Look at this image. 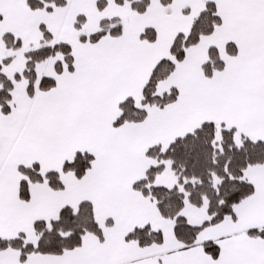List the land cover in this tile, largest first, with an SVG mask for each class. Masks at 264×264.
<instances>
[{
	"label": "snow or ice",
	"instance_id": "snow-or-ice-1",
	"mask_svg": "<svg viewBox=\"0 0 264 264\" xmlns=\"http://www.w3.org/2000/svg\"><path fill=\"white\" fill-rule=\"evenodd\" d=\"M0 264H264V0H0Z\"/></svg>",
	"mask_w": 264,
	"mask_h": 264
}]
</instances>
